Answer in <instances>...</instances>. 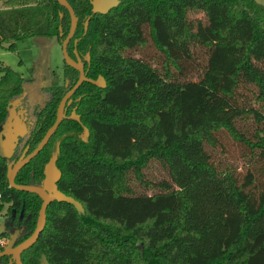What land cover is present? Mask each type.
Masks as SVG:
<instances>
[{"label":"trees","instance_id":"obj_1","mask_svg":"<svg viewBox=\"0 0 264 264\" xmlns=\"http://www.w3.org/2000/svg\"><path fill=\"white\" fill-rule=\"evenodd\" d=\"M1 1L0 48L67 33L69 15L56 0ZM67 1L77 21L66 49L71 57L75 49L85 79L14 182L39 184L58 142L57 188L83 211L50 201L22 263L37 264L42 253L48 264H264V4L119 0L92 13L89 0ZM160 26L169 39L184 37L186 53L170 48ZM60 73L40 86L47 95L17 153L0 155V207L21 211L24 222L16 241L33 229L41 200L8 186L6 163L53 122L78 76L63 58ZM98 75L103 87L90 81ZM23 81L0 62V123ZM73 107L79 121L68 117Z\"/></svg>","mask_w":264,"mask_h":264},{"label":"water","instance_id":"obj_2","mask_svg":"<svg viewBox=\"0 0 264 264\" xmlns=\"http://www.w3.org/2000/svg\"><path fill=\"white\" fill-rule=\"evenodd\" d=\"M56 1L60 5L65 7L69 15L68 30L61 40L62 58L66 64L77 70L78 76L75 82L64 92V94L58 100L55 108L54 120L45 129L36 145L29 151H27V145H25L14 160H11L6 163L5 174L8 186L13 187L17 190L35 193L40 198L41 202L37 210L33 229L26 237H24L17 243H14L15 235L13 233L8 234L6 226L9 222L7 221V218H2L0 220V232H4L6 233V235H9L6 244L0 249V256L9 255V258L5 264H22L20 260V253L24 249L31 246L33 242L37 239L40 231L42 230L45 224V208L50 201H65L67 203H70L77 212L83 211L82 205L78 200L73 198L71 195L65 194L57 188L56 181L60 177V170L55 164L58 152V142L55 143L54 150L51 152L48 159L43 165V176L39 184L14 182V175L17 170L22 165H24L32 156H34L43 147L48 138L52 135L61 119L65 116V105L70 102L69 96L74 91V89L80 84V82L85 79V71L83 69V65L80 58L75 52V49H73L74 57H71L66 49V45L73 35L77 18L67 0ZM118 2L119 0H89V3L91 5L90 10L92 13H105L110 8L117 5ZM87 20L88 17H86L83 21V32L86 29ZM75 40L76 39L73 40V43L75 42ZM90 81L99 87L104 86V80L100 75H98L95 79H90ZM65 84H67V81H65ZM16 99L17 97H13L8 100L6 105V114L2 122L0 123V155L5 158H10L16 153V150L19 148L20 145V141L18 142V138L20 137L22 140L26 131L24 118H20L18 122L19 127H15L13 125V115L10 110L14 109V101ZM68 117L79 121V116L77 113L74 112V107L71 109L70 113L68 114ZM82 133L83 137L87 133V128L84 125L82 126ZM20 216L21 211L19 213V217ZM22 224H24V222H22ZM37 264H48V261L46 260L44 254H39L37 258Z\"/></svg>","mask_w":264,"mask_h":264},{"label":"rangeland","instance_id":"obj_3","mask_svg":"<svg viewBox=\"0 0 264 264\" xmlns=\"http://www.w3.org/2000/svg\"><path fill=\"white\" fill-rule=\"evenodd\" d=\"M256 1L264 4V0ZM2 6L3 2L0 0V7ZM160 34L174 52L186 53L184 37L182 35L179 34L177 39H169L162 26H160ZM61 61V42L58 41L54 35L27 36L15 40L12 49L0 48V62L2 64L8 65L19 72L24 80L30 79L33 76L32 79L38 81L40 86H42L43 82L46 84L48 83V76H50L52 72L60 77ZM29 67H32V70H29ZM41 89L44 90L42 96L45 97L47 95V90L40 87V90ZM228 150L233 151V145L229 144ZM233 162L237 163L238 169L241 170V160L234 159ZM6 208L7 204L5 203L0 207V220L4 217ZM3 237L4 240L2 241H4V246L7 241V236L5 235Z\"/></svg>","mask_w":264,"mask_h":264},{"label":"flooded vegetation","instance_id":"obj_4","mask_svg":"<svg viewBox=\"0 0 264 264\" xmlns=\"http://www.w3.org/2000/svg\"><path fill=\"white\" fill-rule=\"evenodd\" d=\"M32 78L33 76L30 79L23 81L22 89L20 93L14 96V97H17V99L14 101V109L10 110L13 115V125L15 127H19L18 122L20 118H24V123L26 126V131L24 133L23 139L21 140L20 137L18 138V142L20 141L19 147L22 145L23 140L30 134L31 130L33 129L35 117H34L32 110H33L34 103L40 102V99L43 97L42 96L43 92L42 90H40V85L38 84V81H34V79ZM18 149L16 150V153ZM21 150L19 151V153L21 152ZM20 217L18 216L15 217L14 213L12 212L11 213L6 212L3 217V218H7V221L9 222L8 225L6 226L8 234L13 233L15 235L14 243L18 242L16 240L19 238L23 230V226H24V224H22V222L20 221L21 219ZM6 236L8 240L9 235H6ZM8 258H9V255H6V262ZM37 258L38 256L36 257V259Z\"/></svg>","mask_w":264,"mask_h":264},{"label":"built area","instance_id":"obj_5","mask_svg":"<svg viewBox=\"0 0 264 264\" xmlns=\"http://www.w3.org/2000/svg\"><path fill=\"white\" fill-rule=\"evenodd\" d=\"M3 236H5V235H3L1 232H0V246H3V243H4V241H2V240H4V237Z\"/></svg>","mask_w":264,"mask_h":264}]
</instances>
